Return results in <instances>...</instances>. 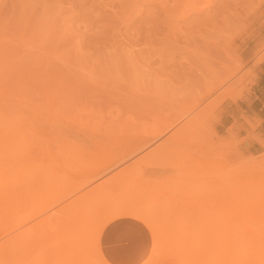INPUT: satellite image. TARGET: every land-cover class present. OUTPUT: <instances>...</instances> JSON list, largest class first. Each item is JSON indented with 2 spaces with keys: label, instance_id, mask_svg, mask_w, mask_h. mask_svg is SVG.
Segmentation results:
<instances>
[{
  "label": "rangeland",
  "instance_id": "374dc122",
  "mask_svg": "<svg viewBox=\"0 0 264 264\" xmlns=\"http://www.w3.org/2000/svg\"><path fill=\"white\" fill-rule=\"evenodd\" d=\"M0 51V179L18 177V186L28 188L20 189L27 190V196L17 195V200L0 205L1 251L12 233L20 232L19 227L8 233L11 214L29 211L32 199H38L39 207L50 197L49 184L53 189L59 185L48 177L50 169L46 175L49 180L39 177L47 170L40 172L38 163H53L55 166H49L53 174H68V185L80 183L86 177L76 173L77 169L101 161L126 140L138 137L143 128L171 117L185 105L195 103L192 113L159 141L171 145L169 153L174 154L170 153L168 162L174 161L179 173L187 170L188 174L183 173L182 178L178 173L175 178V172L170 171V176L162 179L135 176L129 180V184L133 181L132 188L128 181L124 187L114 188L111 195L123 197L118 202L123 203L125 195L131 199L135 188L138 193L143 189L140 194L145 205H152L148 201L163 205L161 196L167 203L180 202L195 192L223 193L221 190L228 186L221 181V173L246 180L264 176V150L249 153L245 143L248 136H240L235 125L226 126L232 119L228 114L243 112L240 99L249 104L254 97L259 64L264 60V0H0ZM227 71L233 75L230 84L206 95L208 86L215 85ZM188 123L192 124L188 130L170 138ZM110 124L115 130L108 127ZM6 129L26 132V136L6 135ZM251 138L258 140L254 135ZM193 170L198 175L192 177ZM32 171L36 178H32ZM26 174L29 179L24 180ZM62 177L58 178L65 183L67 178ZM113 196L107 197V202H114ZM41 217L26 224L36 227L37 231L27 229L43 235V240L31 239V234L28 241L33 243L28 242L23 234L20 248L16 245L12 251L0 252V264L50 261L47 246L60 236L44 228L49 232L46 239L48 234H42L43 227L37 224ZM108 226L101 236L102 245ZM151 245L152 240L146 238L145 249L140 246L139 251Z\"/></svg>",
  "mask_w": 264,
  "mask_h": 264
},
{
  "label": "bare ground",
  "instance_id": "6f19581e",
  "mask_svg": "<svg viewBox=\"0 0 264 264\" xmlns=\"http://www.w3.org/2000/svg\"><path fill=\"white\" fill-rule=\"evenodd\" d=\"M45 30L49 31L47 28ZM48 33L51 34V32ZM37 36L39 35L37 34L36 37ZM51 36L49 39L54 41L53 38L56 36H52L53 38H51ZM50 40L49 42L52 45L53 42ZM54 45L56 44L54 43ZM230 71H227V73L225 72L226 76L223 74L224 77L219 81L216 80L217 83L215 85L214 83L210 84L211 86H208V88H210H206V90L208 89L207 91L204 90L206 95L210 94L213 90L219 87L226 86L230 80L232 81L233 75L230 74ZM232 84L236 87V83ZM228 92V90H225V94ZM218 102H220V100ZM194 104H190L188 106L185 105V107L183 106L182 108H179L180 110L178 113H172L171 117L160 118L151 126L143 128L138 137L126 140L121 148L114 151L109 156H106L101 161L87 164L85 166L83 165V167L77 169L76 173H82L86 177L80 183L68 185V179L70 180V178L66 177L68 174H63L65 179L67 178L65 184L61 178H58L59 176L62 177V174H53V171H51V168H49V166L53 163L47 162V166L43 163L42 164L44 166L38 163L37 167L38 169L40 167L39 171L43 170L44 168V171L50 169V174L54 175L51 177L49 171L47 170L45 176L43 172L40 171L43 175L38 173V175L40 174L39 177H44V180L46 181L49 180V178H52L51 181H54L53 183H55V185H59L53 189L49 184L48 187L50 190L48 189V191L52 190L50 192V197L47 198L42 205H39V207L36 206V204H38L36 203L38 199L35 201L32 199L33 203L35 202L34 205L37 207L36 208L31 201L32 205L35 207L34 209L31 205L33 208L31 209L33 211H30L31 209L28 208L29 211H24V214L22 213L23 215H19L16 212L15 213L18 216L16 214H11L12 225L8 227V233L13 232L19 227L20 228L18 230H20V232H18V234L16 233L17 235L12 233L14 237H12L13 235L11 238L8 236L9 238L6 240V244H4L3 247L1 246L2 251L0 250V252H9L8 249L10 250V248L18 245L19 241L23 239L24 236L26 237V235L27 241L30 239L31 234L33 235L31 239L33 237H39V240H43V235L39 234L42 239L39 235H37L36 227H34L32 224L26 223L31 219L33 220V218L37 216L41 217L44 213V215L37 222L40 227H43V230L40 229L42 234L45 233V235H47L49 233L44 232V228H47L49 231L51 230L53 235L60 236V238L58 237L59 239H55L53 243L51 242L52 245L47 246L49 248L47 250V259L48 261L50 260L49 262L51 264L54 262L55 264H61L62 262L63 264H165L166 262H169L170 264H264V176L258 178H255L254 176L252 179L248 178L246 180L243 179V177L240 178L241 176L233 178L232 176L228 175V172L226 171L227 174L221 173L222 175H220L222 176L220 177L222 179L221 181L223 182L225 180L224 182L226 184L224 185L228 186V189L221 190L223 193L220 194L217 192V190L216 192L214 190H207L208 192H203V195L197 192L199 195H201V197H199L195 192L189 198H183L184 200H180V202L172 201L173 203H167V199L165 200L161 196L160 200L162 202L164 201L163 205H156L155 203H150L149 201L148 203L152 205H145L142 202V194H140L144 193L142 191L143 189L140 191V193H138L139 191H137L135 188V192L130 196L131 199L127 200L125 195L123 203L121 201L118 202V200H122L123 197L119 198V196L116 198L113 196L114 194L111 195L116 186L129 184V180L134 179L135 176H147L154 177L156 179H162L168 178L171 173L170 171H173L172 173H176L173 174L176 176L175 178H178L177 175L179 171L178 168H176L173 164L174 161L173 163L172 161L168 162L170 161L168 158L172 156L170 153H173V151L169 153V147H171V145H168V147L167 145H164V143L160 144L159 140L176 124L192 113ZM190 123L184 124L182 127L176 129L170 135V138H175L176 135H179V133L186 128L188 130L192 125H190ZM111 126V124L110 126L108 125V127L111 129L115 125L113 127ZM113 130H115V127ZM5 133L6 135H14L18 137L26 136V132L23 133L18 130L12 131L6 129ZM140 153L141 155L134 159V161H132L130 164L120 167L124 162L126 163L127 160L133 158L132 156L136 157ZM174 158L175 157L173 156V159ZM177 158H180V156L178 155ZM62 166L59 168H62ZM38 169L36 170L34 168V171L38 172ZM22 171L24 173L25 168H23L21 172ZM193 171L194 174L191 175V173H189L192 177H194L196 174L198 175V173L195 172L196 170ZM68 172H70V170ZM180 173L179 175L182 178H184L183 173L184 175L188 174L187 170H183L181 173L182 175ZM11 174L13 175V173ZM11 174L9 176H11ZM34 174L35 173L32 171V178H36V174ZM71 174L75 173L71 172ZM46 175L49 178H46ZM246 175L247 174L245 173L243 176ZM25 176L26 178H24V180L29 179L27 178V174ZM55 176L56 178H53ZM188 176L189 175L186 177ZM17 178H13L11 181H2L0 179V205L2 207L6 206V204H9L12 200H15L17 195H22L20 198H22L23 195L27 196V190L25 191V189H23V191H20V189L25 188L26 185L20 184L21 187L18 186L19 180H17ZM53 179L60 180L58 182V180ZM65 179L63 178V180ZM95 181L99 182L94 183ZM127 181L128 183L126 184L125 182ZM91 182L94 184L89 185ZM87 184L89 186L84 188ZM129 185L130 187L133 186V181ZM29 186L30 185H28V187ZM225 188L227 187L225 186ZM41 190L45 189L42 188ZM112 196L115 201L112 202L109 199L111 203H109V201L107 202V197L111 198ZM29 198L31 199V197ZM152 199L154 198L152 197ZM152 199H150L151 202H153ZM169 201H171V199H169ZM24 224L26 225V229L22 226ZM107 224H109L108 228L110 232L114 231L120 226H127L131 231L134 232V237L130 241H133L135 244H142L143 247L145 239L147 238L152 240V245L150 248H146V250L142 249V251H138L136 255L128 261L118 258L117 254H112L109 256L107 254L106 244H101V236H103L102 233L104 227ZM27 227H29L28 229L32 231L34 227L36 234H34L35 232L28 230ZM30 227H32V229ZM27 230L29 232L28 234L25 233ZM106 230L107 229H105L104 234L106 233ZM40 231H38V233H41ZM45 237L46 239L49 238V234ZM17 247H19V245ZM37 259L38 258L36 257V260ZM33 262L37 264L36 261ZM49 262L47 263L49 264Z\"/></svg>",
  "mask_w": 264,
  "mask_h": 264
},
{
  "label": "crops",
  "instance_id": "0c3cea01",
  "mask_svg": "<svg viewBox=\"0 0 264 264\" xmlns=\"http://www.w3.org/2000/svg\"><path fill=\"white\" fill-rule=\"evenodd\" d=\"M259 65V75L253 87L254 97L249 104L245 100L240 99V103L244 105L242 110L245 113L242 112L236 116L228 114L232 119L226 124L227 127L235 125L236 132L240 136H248L245 143L247 144L248 152L251 154H258L264 150V144L259 141V139L264 141V101L261 100V98H264V60ZM249 123L254 124L255 128H251ZM252 135L258 137V140L251 138ZM123 227L126 226H120L111 232L107 228L103 242L107 246V254L109 256L117 254L118 258L128 261L136 255L142 244H135L130 241L134 237V232L129 228L121 229Z\"/></svg>",
  "mask_w": 264,
  "mask_h": 264
}]
</instances>
